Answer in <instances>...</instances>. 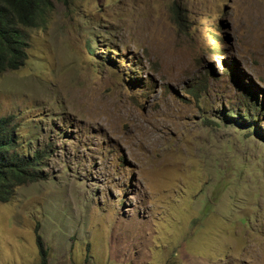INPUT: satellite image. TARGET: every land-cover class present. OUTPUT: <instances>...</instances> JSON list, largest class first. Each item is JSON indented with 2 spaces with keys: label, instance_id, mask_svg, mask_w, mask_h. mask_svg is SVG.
Segmentation results:
<instances>
[{
  "label": "rangeland",
  "instance_id": "374dc122",
  "mask_svg": "<svg viewBox=\"0 0 264 264\" xmlns=\"http://www.w3.org/2000/svg\"><path fill=\"white\" fill-rule=\"evenodd\" d=\"M2 73L12 150L44 153L0 264L37 236L46 264H264V0H53Z\"/></svg>",
  "mask_w": 264,
  "mask_h": 264
},
{
  "label": "trees",
  "instance_id": "16d2710c",
  "mask_svg": "<svg viewBox=\"0 0 264 264\" xmlns=\"http://www.w3.org/2000/svg\"><path fill=\"white\" fill-rule=\"evenodd\" d=\"M66 3L67 0H57ZM53 0H0V74L23 65L26 54L24 28H39L45 21ZM14 139L4 123H0V202H8L16 186L40 179L37 165L43 153L20 154L12 150ZM39 261L46 264L48 254L36 237Z\"/></svg>",
  "mask_w": 264,
  "mask_h": 264
},
{
  "label": "clouds",
  "instance_id": "9594fccd",
  "mask_svg": "<svg viewBox=\"0 0 264 264\" xmlns=\"http://www.w3.org/2000/svg\"><path fill=\"white\" fill-rule=\"evenodd\" d=\"M179 14H180V10H175V12H174V15L176 16L175 17V19H176V22L178 23V26L179 27H181V26H183V24L182 23H180V20H179ZM153 20H158V19H151V22L153 21ZM158 21H160V20H158ZM160 23H161V21H160ZM42 24V23H41ZM40 24V25H41ZM161 25H162V23H161ZM215 27V32H216V42H217V45H218V51H221V52H224V47L221 45V44H223V38H222V36H221V34L218 32V30H219V28H218V26H214ZM35 29H37V28H34V27H28V28H24L23 30L25 31V35H26V39H25V42H26V46L23 48V51L25 52V54H26V57H25V60H24V62H23V65L21 66V67H23L24 66V64H25V62H26V60H27V50H28V47H29V37H30V31L31 30H35ZM162 29V28H161ZM163 30V29H162ZM158 37H161V38H165V34H157V35H155V36H153V40H155V39H157ZM225 37V36H224ZM228 41V40H227ZM211 52H216V49L214 48V47H211ZM209 64V63H208ZM234 65H235V63H234ZM236 66V65H235ZM21 67H19V68H21ZM233 67V66H232ZM18 68V69H19ZM226 70L231 74V69L229 68V67H226ZM0 123H4L5 125H6V128L9 130V132L11 133V135H12V137H13V139H14V143H15V137H14V133H13V131H14V125H11V122H10V120L9 119H1L0 120ZM14 148H15V145H14ZM35 153V152H34ZM41 153H44V152H41ZM27 155H30L31 156V154H27ZM40 162V161H39ZM38 166V165H37Z\"/></svg>",
  "mask_w": 264,
  "mask_h": 264
},
{
  "label": "bare ground",
  "instance_id": "6f19581e",
  "mask_svg": "<svg viewBox=\"0 0 264 264\" xmlns=\"http://www.w3.org/2000/svg\"><path fill=\"white\" fill-rule=\"evenodd\" d=\"M179 10V9H178Z\"/></svg>",
  "mask_w": 264,
  "mask_h": 264
}]
</instances>
